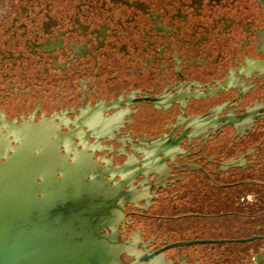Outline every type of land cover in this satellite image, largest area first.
Segmentation results:
<instances>
[{"label":"flooded vegetation","instance_id":"flooded-vegetation-1","mask_svg":"<svg viewBox=\"0 0 264 264\" xmlns=\"http://www.w3.org/2000/svg\"><path fill=\"white\" fill-rule=\"evenodd\" d=\"M0 161L97 264H264V0H0Z\"/></svg>","mask_w":264,"mask_h":264},{"label":"water","instance_id":"water-1","mask_svg":"<svg viewBox=\"0 0 264 264\" xmlns=\"http://www.w3.org/2000/svg\"><path fill=\"white\" fill-rule=\"evenodd\" d=\"M4 168L0 161V264H97L101 254L85 250L67 210L50 194L22 195Z\"/></svg>","mask_w":264,"mask_h":264}]
</instances>
